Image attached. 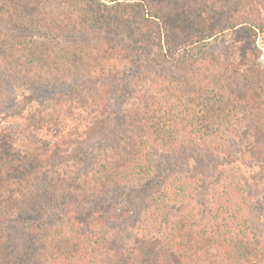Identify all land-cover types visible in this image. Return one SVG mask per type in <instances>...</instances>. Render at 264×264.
<instances>
[{"label": "trees", "instance_id": "obj_1", "mask_svg": "<svg viewBox=\"0 0 264 264\" xmlns=\"http://www.w3.org/2000/svg\"><path fill=\"white\" fill-rule=\"evenodd\" d=\"M65 1L0 0V107H14L0 116L28 122L33 149L0 134V264H264V184L251 174L264 171V0H232L222 22L226 0H75L78 22L58 12ZM237 41L246 59L226 47L204 60ZM136 47L163 81L126 114L115 67L140 69ZM58 86L72 91L57 112L33 100Z\"/></svg>", "mask_w": 264, "mask_h": 264}, {"label": "rangeland", "instance_id": "obj_2", "mask_svg": "<svg viewBox=\"0 0 264 264\" xmlns=\"http://www.w3.org/2000/svg\"><path fill=\"white\" fill-rule=\"evenodd\" d=\"M75 1V0H74ZM71 1V0H67L65 1V5L60 8V10L58 12H62L63 15L65 13V15L67 14H71L73 21L78 22L80 21L81 16L84 15H79L80 12L79 10H81V12L83 14L84 13V9L83 7L78 4L76 1ZM175 2V0H173ZM182 3L185 0H179ZM235 9V4L232 2V0H226L224 1V3H222L220 6L216 7V10L214 11V16L216 17V20H218L219 22H222V20H226L228 15ZM55 12V11H53ZM86 24V23H85ZM84 24V25H85ZM3 32V31H2ZM1 33V31H0ZM5 34V33H3ZM65 37L67 36V34L64 35ZM79 36L80 38L78 39H84V40H92L94 39L96 36V33L93 32L91 29H89V33L86 36V34L82 33V32H78L76 33L77 37ZM45 36L42 38H38L35 39L38 42H44L46 40ZM100 39L102 40V42H105L106 44H111V42L114 40L115 38L112 39V35L111 33H109L108 31H106L105 33L102 32V35L100 37ZM230 43V42H229ZM219 44V46H217L215 49L213 50H209L206 52V60L209 64H214L215 65V61L217 59L220 58H224L225 55H228L227 53L225 54V48L228 47L230 48L229 54H233V56L236 59H246V56H249V52H248V47L243 44L242 42L237 41L234 45L231 44ZM256 45L258 46L259 50H260V55L258 57L257 60V64L260 67V69H264V49L262 48V46L259 44V41L256 42ZM234 46V47H233ZM134 50L133 52L138 54V55H132L134 58L136 59H141V61L137 62V66L140 67V69H132L125 61H120V66H116L115 67V71L118 72L119 76L121 77V79H124V85H123V91L121 94V101L119 104H121L122 106V111L126 114H128V110L133 112V109H137V108H142L144 107V105H149L152 102V98H153V91L151 90L153 83H157V82H162L163 81V76L161 74L160 71H158V69H154L155 67L152 66H145L143 62H145V58L148 57L149 55V51L147 48L143 47V48H134L132 49ZM128 56V55H126ZM130 58L132 59L131 55ZM129 58V59H130ZM133 60V59H132ZM73 69L71 70V74L72 75H80L79 80L77 81V84L79 82H81L84 78V74L82 72L81 69H79L78 67L74 66L72 67ZM113 69L114 67L108 63V58L106 60L105 65L103 66V72L107 73L108 71L110 73H112L113 75ZM49 71H53L56 73L57 75H60L62 70H63V65L61 63H56L55 65H52L50 67H48ZM48 78V77H46ZM113 86L115 85H110L108 87V89L110 90V92L112 93V89ZM68 91H72V87L70 86H58L55 89H52L51 91H45L42 90L41 92H32V98L33 100H41V98L49 96L51 97L50 99L51 102L55 101V108L54 111L57 112L58 108L61 107V103L63 102H67V98L66 97H62L61 95L66 94ZM55 93V95H53ZM9 99L14 98V94L9 92ZM43 100V99H42ZM65 100V101H63ZM5 104L7 106H1L0 107V113L2 114H10L11 112L14 111V107L12 105V102L10 101H6ZM235 115L240 116V113H236ZM4 120V121H3ZM31 130V127L28 125V122H26L25 120H21V119H13L11 121H8L6 118H4V115L0 116V134H2V136H7V137H11V140H13V142L16 143V149H20L22 147L21 150H25L27 153L29 152V154H33L32 152V148H28L27 146H25V144L22 142L24 140L25 137V133L29 132ZM22 137V139H21ZM33 140V139H32ZM91 150H93V156L95 157V155L97 156H101V155H108L109 151H104V150H111L108 145L105 144H99V146L97 148H92ZM254 174L255 176V185L259 184L258 182H263L264 184V171L262 172H258V173H251ZM75 175V174H72ZM244 177H246V180H248V182L250 181V176H246L244 175ZM261 210L263 211L264 214V203H262L261 201L259 202L258 205ZM262 213L261 211L258 210H254V212L252 211L251 215H255V214H260ZM262 214V215H263ZM260 218H263V216H261ZM257 219V218H256ZM261 220V219H260ZM251 223L253 225V221L251 220ZM258 224V223H257ZM257 224L255 222L254 227H256L257 229H263L262 224L263 222H260L259 227H257Z\"/></svg>", "mask_w": 264, "mask_h": 264}]
</instances>
